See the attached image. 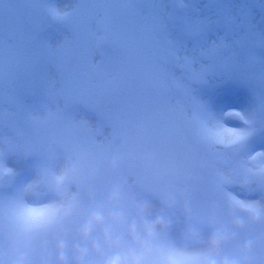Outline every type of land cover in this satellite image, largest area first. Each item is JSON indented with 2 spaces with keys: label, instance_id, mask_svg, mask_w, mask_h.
Returning <instances> with one entry per match:
<instances>
[{
  "label": "rangeland",
  "instance_id": "obj_1",
  "mask_svg": "<svg viewBox=\"0 0 264 264\" xmlns=\"http://www.w3.org/2000/svg\"><path fill=\"white\" fill-rule=\"evenodd\" d=\"M54 1L56 0H52V3ZM165 2L166 6L157 8L146 23L151 26L165 20L170 22L173 7L171 0H140V3L148 4ZM104 3H112V0L56 1L59 9L66 11L76 5L81 6L79 12L83 15L77 18L83 22V26L78 30L92 33L88 40L87 53L95 58L100 68L111 66L120 56L118 47L114 43L101 39L105 23L101 18L104 9L96 5ZM27 7L29 18L24 19L18 13L17 0H0V40L3 42L0 46L2 80L0 81V167H7L14 172L10 177L4 174L0 176V229H4L3 233H0V249L7 245L11 250V255L0 252L5 261L14 264L23 257L24 264H33V262L60 264L55 262L60 261V254L57 252L59 247H55L56 244L47 245L52 241L50 235L54 231L61 239L63 232H66V236L77 243L67 246L68 252L69 248L79 249L80 251L76 253L79 256L86 250L89 264H97L99 256L94 250V244H98L106 254L117 250L111 244V241L115 240L120 242L119 250H137L139 242H145V230L142 225L162 219L165 221V226H157L156 233L163 251L184 246L199 247L206 242L213 256L219 260L228 251L227 256L231 257V260L243 264L247 258L246 254L255 246L256 240L252 236H245L243 247L239 246L241 238L235 234V231L244 226L237 223L235 217L229 222V217L224 212L225 198L220 194L218 185L221 184L225 192L237 198L264 202V183H261L256 176L236 171L241 168L248 155L264 151V88H261L257 82L264 73V0L195 2L192 5L193 13L190 18L208 20V32L184 40L183 37L188 35L173 30L172 36L179 47L178 54L181 57H191L193 61L192 65L191 61L183 64L185 70L172 66V71L185 83H189L193 92V96H186L180 91L173 93L171 98L176 99L174 102H179L181 105L180 113L189 118L195 114L200 120L202 113L198 101H202L210 113L206 117L210 127H216L218 119L227 126L246 129L253 134L244 145L236 147L235 162L232 157L235 148L215 149V158L210 171L190 175L186 179V190L183 193H174L164 198L157 195L151 186L144 184L138 174L139 171L134 170H128L120 185L114 188L110 186L113 174L116 173L112 169L110 174L103 177H91L92 182H83L91 178L81 175L78 180L76 178L78 174L73 172L69 179L58 185L54 181V176L70 166L69 153L66 150L50 153L42 140L36 143L37 152L29 153L33 150L29 148L28 140L35 136L36 129L47 123V120H38L30 127L22 115L21 107L33 104L35 96L43 94L63 74L56 62H49L44 58L47 53L65 47L66 44L63 43L65 36L69 37L71 43L78 44L79 34L78 37H73L68 28L55 36L44 32L47 35L48 46L39 48V42L37 40L36 44L33 42L35 37L33 32L36 33V27L42 26L49 17L39 9L38 0H29ZM225 17L231 18L232 23L228 26L223 23ZM4 27L7 32L2 30ZM244 28L250 38L249 42L240 40L244 35ZM209 33L210 36L205 37ZM9 38L19 40L20 45L32 48L41 57L25 75L17 76L15 73L12 58L17 43ZM214 40L226 45L223 49L227 53L225 59L227 62H236L242 67L241 73L244 74V78L248 76L250 82H244L242 87L231 86L227 70L221 68H215V73L209 77L211 81L208 80L206 86L204 83L193 82L202 74L197 70L204 69L205 65L210 63L207 57L216 54L207 50L210 42ZM164 52L162 48L161 55ZM74 105L76 104L66 101L62 96L53 95L42 99L36 112L40 117H49L50 108L66 107L68 114L76 108V114L69 115L85 123V127L80 130L82 138L104 141L111 137V115H103L97 106L88 110L82 105ZM232 111L244 113L251 124H244L238 118L229 117L227 113ZM196 129L198 134L200 124ZM44 138L48 137H42ZM228 155L229 157L225 158ZM147 161H150V158ZM221 178L233 182L224 183ZM207 180L212 182V188L215 185L217 187L215 190H210V193L204 186ZM53 206H63L64 210L59 219L49 227L28 235L23 231L10 230V222L26 209L40 212ZM96 213L101 216V222L92 223L91 231L85 238L83 230L88 223L85 224L84 221H90L92 215ZM210 221L216 229L214 232L209 228ZM185 222L190 223L189 229L184 226ZM173 235L178 236L177 240ZM233 235L236 237L235 242L229 238ZM224 236L228 238L227 244ZM214 237L222 238L218 250L211 247ZM249 244L251 248L247 247ZM221 245H229V247L221 253ZM51 249L54 252L48 258L30 255L36 250L48 252ZM70 261L72 262L67 264H77V258L72 257Z\"/></svg>",
  "mask_w": 264,
  "mask_h": 264
},
{
  "label": "snow or ice",
  "instance_id": "obj_2",
  "mask_svg": "<svg viewBox=\"0 0 264 264\" xmlns=\"http://www.w3.org/2000/svg\"><path fill=\"white\" fill-rule=\"evenodd\" d=\"M186 4L187 0H179ZM104 9L101 18L105 28L120 52L118 60L111 66L98 68L95 58L87 53L88 40L92 33L80 31L79 43L69 42L65 47L47 53L45 59L56 62L62 69V76L40 95L35 96L31 105L21 107V112L31 127L38 120H47L39 128V135L58 139L69 153V167L54 176V181L62 185L73 172L84 177H103L111 173V162L119 157L121 163L117 171L137 166L143 182L152 187L161 198L183 193L186 190V179L194 173L208 172L215 158L211 149H231L245 144L253 133L246 129H237L216 120V127H210L206 117L210 115L207 106L198 101L202 117L199 120L200 131L193 138L188 126L179 117L181 105L173 102L174 92H183L193 96L189 83L172 71V66L185 70L183 64L193 61L191 57H181L177 41L172 32L180 29L188 36H199L209 27V21L200 18L178 16L173 21L154 23L151 26L146 20L154 15L155 10L165 3L148 4L137 0H114L112 3L98 4ZM80 5L71 10L59 8L48 9V14L58 23L69 28L82 29L83 22L73 17L82 16ZM148 9V11H145ZM223 23L228 26L231 18L225 17ZM226 45L214 40L207 50L216 55H209L210 63L201 71L200 77L193 81L206 83L215 73V68L226 69ZM164 55H161V49ZM12 66L17 76L27 74L40 55L28 46L16 44L14 47ZM171 66V67H170ZM233 78L231 75H227ZM246 83L251 79L239 78ZM264 88V73L257 81ZM58 85V86H57ZM53 95L62 96L72 104L82 105L91 110L102 105L111 113L112 133L104 141L84 139L80 130L85 123L73 118L66 107L50 108L49 117H40L36 112L42 99ZM229 117L240 119L244 124H251L249 118L239 111L228 112ZM5 118L7 113H4ZM214 118V117H213ZM150 158V163H144ZM254 165L255 167H251ZM264 183V151L248 155L241 168ZM224 183L233 181L221 178ZM224 212L243 228L235 234L240 237L239 246L243 247V237L252 236L255 246L248 252L247 259L251 264H264V202L247 201L237 198L228 192L224 193ZM63 206L49 207L40 212L26 209L20 213L26 220L34 224H44L55 217L59 219ZM260 215L254 220L253 215ZM9 228L14 232L22 229L18 219L10 222ZM211 232L216 229L209 222ZM38 231V229L36 230ZM210 232V235H211ZM229 245H221L223 251ZM0 252L11 255L5 245ZM174 253L176 264H198L204 258L213 255L210 246L205 242L202 246H184L169 249ZM34 264V262H33Z\"/></svg>",
  "mask_w": 264,
  "mask_h": 264
},
{
  "label": "clouds",
  "instance_id": "obj_3",
  "mask_svg": "<svg viewBox=\"0 0 264 264\" xmlns=\"http://www.w3.org/2000/svg\"><path fill=\"white\" fill-rule=\"evenodd\" d=\"M68 211L70 212L71 209ZM17 219L25 235H28L37 229H45L55 222V217L40 225L29 222L22 215H18ZM101 219L102 218L98 213L92 215L90 223L83 230L85 238H87L91 231V224L99 223L101 222ZM253 219L258 221L261 219V217L258 214H254ZM157 226H165V221L162 219H157L154 223H149L146 225L149 239L155 236ZM133 231H135V229H133ZM221 242L222 238L214 237L211 241V247L218 250ZM111 244L117 249L111 254L104 253L98 244H94V250L99 256L97 264H176V261L173 258L174 253L166 252L160 249H154L149 243L146 242H139V248L137 250L128 251L119 250V240L111 241ZM58 247L60 249L59 260L61 261V264H67L66 257L64 255L65 245L60 243ZM247 247L251 248L252 246L249 244ZM0 264H6L3 256H0ZM14 264H24V258L21 257L20 260L15 261ZM77 264H89L88 253L86 250L82 251L77 257ZM198 264H241V262L237 260L220 261L216 256L211 255L199 261ZM243 264H251V262L246 258Z\"/></svg>",
  "mask_w": 264,
  "mask_h": 264
},
{
  "label": "bare ground",
  "instance_id": "obj_4",
  "mask_svg": "<svg viewBox=\"0 0 264 264\" xmlns=\"http://www.w3.org/2000/svg\"><path fill=\"white\" fill-rule=\"evenodd\" d=\"M62 36V35H61ZM69 42H70V39H69V37H63V43H65L66 45H68L69 44ZM173 238L175 239V240H177V238H178V236H176V235H173Z\"/></svg>",
  "mask_w": 264,
  "mask_h": 264
}]
</instances>
